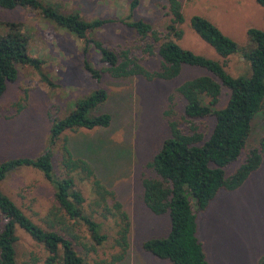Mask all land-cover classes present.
Segmentation results:
<instances>
[{
	"label": "trees",
	"instance_id": "obj_1",
	"mask_svg": "<svg viewBox=\"0 0 264 264\" xmlns=\"http://www.w3.org/2000/svg\"><path fill=\"white\" fill-rule=\"evenodd\" d=\"M167 22L164 31L154 29L147 21L135 18L137 1L131 0L123 18L82 20L77 14H63L57 8L42 5L40 0H0V9L26 8L38 11L57 30H63L82 42V68L99 83L106 74L112 79L139 77L147 82L171 81L182 67L198 68L206 74L182 81L174 90L183 101L182 114L175 118L173 95L163 112L168 136L151 156L146 168L153 176L141 180V200L154 216L167 215L169 231L165 237L142 242L141 249L169 264H208L196 237V219L218 192H232L260 166L264 138L256 148L247 151L242 163L228 176L224 168L237 160L250 134L251 123L258 113L264 117V31L248 28L247 44L237 45L224 36L211 22L200 16L189 18V28L212 49L220 59L210 60L181 48L174 39L181 38L180 25L184 18L180 0H164ZM263 9L264 0H255ZM118 23L138 38L132 48L117 51L108 49L105 42L92 37L105 26ZM91 46L100 69L89 65L85 54ZM134 53L140 55L136 58ZM238 54L250 69L249 77H231L225 70L227 57ZM157 59L155 70L141 62ZM40 60L27 52V38L20 24L7 23L0 27V96L7 83L17 78L20 67L28 66L39 73L42 82L52 86L40 73ZM222 89L226 100L219 106ZM25 93V92H24ZM107 99L103 89H96L76 100L73 109L63 118L54 119L48 127V145L35 158L8 159L0 162V183L6 175L21 167L39 171L53 188V204L40 224L33 222L0 190V264H19L16 259V231H22L43 252L42 264H84L80 230L85 231L93 246H100L112 232L113 247L109 259L96 264H120L128 249L130 222L116 196L94 177L90 166L74 158L67 148L63 134L78 129H107L111 122L108 113L100 112ZM23 101L25 98L22 99ZM23 103L15 106L16 113ZM213 118L206 135L195 122ZM264 120H262L263 122ZM61 140V141H60ZM61 143L59 165L61 176L53 171V149ZM88 181L91 201L86 202L75 187L74 176ZM108 225V227H107ZM106 226L108 233L102 231ZM79 249V250H78ZM86 252V251H85ZM256 264H264V254Z\"/></svg>",
	"mask_w": 264,
	"mask_h": 264
},
{
	"label": "rangeland",
	"instance_id": "obj_2",
	"mask_svg": "<svg viewBox=\"0 0 264 264\" xmlns=\"http://www.w3.org/2000/svg\"><path fill=\"white\" fill-rule=\"evenodd\" d=\"M131 0H40L42 5L57 8L63 14H77L82 20L123 18ZM135 18L147 21L154 29L164 31L167 22L164 0H136ZM184 21L181 38L174 41L183 49L210 60L220 59L189 28V18L200 16L211 22L224 36L237 45H246V30L264 31L263 9L255 0H180ZM7 23L20 24L27 38V52L40 60V73L52 86L41 81L39 73L28 66L18 69L17 78L7 83L0 96V162L8 159L35 158L48 145V127L52 120L61 119L79 100L96 89H103L107 99L100 112L111 117L107 129H78L65 132L68 151L74 158L84 160L97 179L114 193L130 222L128 249L120 264H169L141 249L150 238L165 237L169 231L167 215L154 216L141 200V180L152 175L146 164L168 136L163 112L167 99L184 80L206 73L198 68L182 67L171 81L147 82L139 77L112 79L106 74L96 83L84 72L81 63L82 42L63 30H57L38 11L26 8L0 9V27ZM103 41L108 49L132 48L138 38L118 23L105 26L92 35ZM86 51H93L88 46ZM139 58L138 53H134ZM89 65L101 68L94 54H85ZM155 70L157 59L141 62ZM225 72L231 77H249L248 63L238 54L225 60ZM25 92V93H24ZM227 90L222 89L219 106L224 105ZM25 98L23 101L22 99ZM23 103L16 113V104ZM175 118L182 114L183 101L173 95ZM258 113L252 120L244 148L235 162L224 168L230 175L243 161L248 150L256 148L264 138V117ZM206 135L213 118L195 122ZM61 141V140H60ZM53 149V171L61 176L59 160L61 143ZM74 176L75 187L86 202L91 201L88 181ZM0 190L33 222L40 224L53 204V188L41 173L21 167L8 173ZM108 227V225H107ZM106 226L102 231L108 233ZM85 245L79 253L84 264H96L115 253L111 234L100 246H93L85 231L80 230ZM15 244L19 264H42L43 252L22 231L17 230ZM196 237L208 264H256L264 254V149L257 171L232 192L220 191L196 219ZM79 250V249H78ZM86 251V252H85Z\"/></svg>",
	"mask_w": 264,
	"mask_h": 264
}]
</instances>
